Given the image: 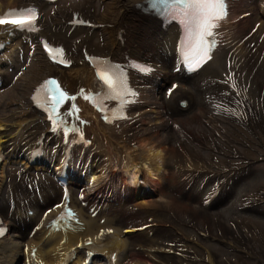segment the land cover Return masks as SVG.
Returning <instances> with one entry per match:
<instances>
[{"label": "bare ground", "instance_id": "bare-ground-1", "mask_svg": "<svg viewBox=\"0 0 264 264\" xmlns=\"http://www.w3.org/2000/svg\"><path fill=\"white\" fill-rule=\"evenodd\" d=\"M108 3L112 4L108 12H99L96 19L101 20L108 16L116 19L117 22L121 21L127 13L124 0H109ZM75 6L80 7L87 14L90 13L93 7L90 1L70 6L63 5L62 7L70 10ZM258 7L262 9V15H264V0H259ZM54 21L57 23L56 19L50 22ZM259 21L256 22L257 34L261 35L264 40V20L259 19ZM42 22L50 23L45 19ZM240 23L243 22H237L233 27L230 42L218 47L212 60L202 66L197 74L190 77L193 80L195 75H201L209 65L215 66L210 72V78L217 82L223 109L230 116L240 113L242 104L248 106L253 112H255L254 107L259 111L260 107H264V84L257 79L261 71H264V56H258L244 42L241 43ZM243 25H247V23H243ZM57 27H60V25L56 24L54 31H50L59 38H66L61 27L59 30H57ZM143 30L151 33L150 26L146 29L143 28ZM100 33L102 36L101 41L106 42L105 50L111 54L117 53L118 49L114 43L113 31L104 30ZM95 34L97 32L90 36L87 34L85 39L89 40L90 45L100 51V46L92 40ZM14 44L16 45L15 48L18 46L24 48L22 41H17ZM14 51V49L10 50L7 56L8 60H12ZM33 54L35 64L30 69V75L26 78L25 89H28L32 82L41 78L50 68L38 48L33 49ZM142 54L159 64L161 73L157 74V78H161L164 83L171 84L170 91L172 88L181 91L189 88L181 77V71L175 66V34L168 32L163 35L159 39L158 48L147 46ZM219 56L228 58V64H222ZM172 63L175 67L174 72L169 69ZM75 72L78 74L84 73L89 77L84 69L80 68ZM224 75L232 76V82L224 80ZM144 85L147 94V92L160 89L163 84L161 85L158 81L147 80ZM234 89H237L242 97V104L237 102ZM19 103L21 109L19 112L10 115L8 119L0 118V126H5V130L0 131V141L5 140L12 149L22 151L31 147L32 141L44 130V125L41 120L36 119L39 114L33 110L26 117L23 116L22 112L27 110V107L24 108L23 104ZM232 103L233 105H231ZM186 105H189L188 100ZM140 120L141 118H139ZM18 125L22 127L21 132L15 129ZM28 126L30 128L24 131L23 129ZM132 141L133 143H131ZM59 150L60 145L56 147L55 151L59 152ZM172 152H174V149L168 141L165 144H160V138L155 139L154 134L148 132L141 124L126 133H119L118 131L112 133L107 147L100 146L98 150L80 157L76 172L78 170H81V173L85 172L86 183H90V180L94 179L98 182L99 187H105L113 191L112 195L115 199L121 197L115 192L116 184L121 182L124 192L128 194L124 200L130 203L127 207L111 208L108 211H104L102 205L99 212L93 214L91 207H98L100 200H94L90 192L85 191V186L82 184V180L85 179L82 176L72 181L73 186L86 200L83 205L77 196H74L77 210L88 222L87 234L96 235L97 253L91 264L108 263L112 255L118 257L117 264H197L193 261V257L182 259L178 255L159 253L158 251L161 249L164 251H178V247L187 246L188 243L183 239L180 240L176 235H171L170 243L164 244L162 239L165 230L149 228L141 231L140 226L148 223V221L138 220L137 218L143 207H146L147 212L150 213L148 216H155L156 220L154 222H166L163 220L167 214L165 209H177L179 211L182 200H175V194L170 188V185L174 184L173 177L175 175L169 162ZM157 155H161L163 159V165L160 168L155 167ZM114 164L120 165V170L116 173V177H111V182L109 171L112 170ZM15 171L16 169L11 168L7 160L2 162L0 166V193L11 190L15 192L18 200L11 217L14 224L10 229V234L3 238V244L0 246V264H60L64 252L59 245V238L45 239L41 222L46 216H51L62 204L61 188L53 179L39 173L32 174L31 178L22 176L18 183H7V180ZM193 171L199 173L197 170ZM130 197L134 200H127ZM30 205L38 207V212L33 218H28L29 216L24 212V208ZM184 205L188 206L187 201H184ZM1 206L3 204H0V212L8 216L7 213L10 211L9 202L6 209ZM148 207L152 208L149 209ZM189 209L192 210L194 217H200L201 213L204 212L201 207ZM216 223H220V221ZM105 228H112L113 232L98 237L97 233ZM243 229L249 236L246 228ZM149 230H154L152 236H149ZM32 248L34 255L31 254ZM134 249H139L142 252L141 257L136 252L132 253ZM211 257H216L214 252H212ZM84 262L85 255L79 251L77 258L69 264H84Z\"/></svg>", "mask_w": 264, "mask_h": 264}, {"label": "rangeland", "instance_id": "rangeland-1", "mask_svg": "<svg viewBox=\"0 0 264 264\" xmlns=\"http://www.w3.org/2000/svg\"><path fill=\"white\" fill-rule=\"evenodd\" d=\"M87 1L94 5L96 14L108 12L112 5L108 3L109 0H63L61 4L70 6ZM258 2L259 0H238L237 11L238 13L249 12L248 16L241 20L247 25L240 23L241 30L243 29V34L246 35L244 36L245 45L249 46L252 52H255L258 56H264V40L261 35L257 34L258 27L256 22H260L259 19H261L259 17L260 8L258 7ZM50 14V10L46 12L47 16ZM84 35L83 32L78 37V40ZM101 38V34L98 33L93 36L92 40L100 48H104L103 46L106 45V42H102ZM5 55H0V62L3 61L2 74H0V103H2L0 118L7 119V116L13 113L7 109L10 99L16 98L25 104L26 89L24 83L30 75V69L35 64V58L31 55V51L26 44L23 51L22 47H17L13 61L9 62L8 59L6 60ZM219 59L223 64V59L226 61L227 58L220 56ZM214 67L209 65L205 72L196 76L194 80L184 82L189 86V90L196 95V103L191 105L190 108L186 107L187 96L185 91L177 88H172L170 91L171 84L164 83L161 79L158 80L163 85L160 89H155V91L148 93L149 104L144 109L142 117V127L153 133L155 139L165 137L174 149L169 160L171 169L175 172L173 177L174 184H171L170 188L175 194V200H182V205L176 213L169 211L166 220L179 224L186 232H192L189 226L191 222L201 224L200 217L192 219V210L189 208H198L201 198L210 191L214 180L205 175H194L187 172L184 168L185 162L194 159H211L213 155L203 149L202 142L204 141L202 139L209 140V138L219 137L216 134L217 131L221 132L225 129L231 134H245L244 129L239 127V131L237 130L236 124L222 109L219 90L216 84L211 82L210 78V72ZM169 69L173 71L174 68L170 66ZM257 79L260 83H264V71H261ZM182 107L187 108V110L181 111L180 108ZM182 147L188 152L189 157L185 156ZM9 164L16 171L7 180V183L17 181L19 177L21 178V174L24 175L19 164ZM19 173L21 174L17 176ZM44 174L49 177L50 172L46 173L44 171ZM85 183L84 181L83 184L85 185ZM261 186H264V164L248 168L236 180L235 188L231 192L223 189L215 201V205L209 211L211 218L210 227L212 229H215L214 221L216 219L227 225H231L233 222H238L241 225L253 224L247 227L251 235L249 242L255 248L256 258L244 259L241 255L232 252L222 244L208 242V246L216 255V261L222 263L226 258H229L230 261L236 264H241V261L246 264H264V242L256 235L253 229L254 222H256L260 232L264 235V205L253 206L248 201L253 194H259V187ZM122 188V185L119 184V187H116V193L125 195L126 192L124 193ZM131 199L134 200L133 198ZM184 200L188 202V206L184 205ZM0 204H3L1 206L3 208L7 207V193L0 194ZM148 215L146 207H143L137 218L146 220ZM174 215L176 219H174ZM163 234L165 238L162 241L169 242L171 237L169 230ZM134 252L141 257V251L135 249L132 250V253Z\"/></svg>", "mask_w": 264, "mask_h": 264}, {"label": "snow or ice", "instance_id": "snow-or-ice-1", "mask_svg": "<svg viewBox=\"0 0 264 264\" xmlns=\"http://www.w3.org/2000/svg\"><path fill=\"white\" fill-rule=\"evenodd\" d=\"M193 2L199 5L218 4L221 7H223L224 5V0H193ZM25 12H31V10H22L20 13H18V15L23 17L22 19L7 20L5 18H0V24L11 23L23 28L25 25L30 24L31 21L35 18L34 15H25ZM11 14L12 13H7L6 16ZM210 34L211 33H209V35Z\"/></svg>", "mask_w": 264, "mask_h": 264}]
</instances>
